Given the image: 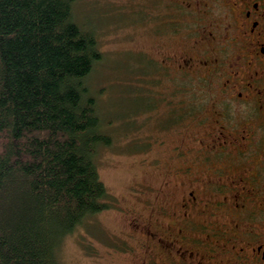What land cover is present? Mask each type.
I'll list each match as a JSON object with an SVG mask.
<instances>
[{"label":"flooded vegetation","instance_id":"obj_1","mask_svg":"<svg viewBox=\"0 0 264 264\" xmlns=\"http://www.w3.org/2000/svg\"><path fill=\"white\" fill-rule=\"evenodd\" d=\"M148 1L156 47L132 51L130 72L161 95L135 101L182 141L117 249L135 264H264V0ZM186 78L212 95L188 96Z\"/></svg>","mask_w":264,"mask_h":264},{"label":"trees","instance_id":"obj_2","mask_svg":"<svg viewBox=\"0 0 264 264\" xmlns=\"http://www.w3.org/2000/svg\"><path fill=\"white\" fill-rule=\"evenodd\" d=\"M74 2L0 0V264H59L66 236L115 208L86 84L103 52Z\"/></svg>","mask_w":264,"mask_h":264},{"label":"rangeland","instance_id":"obj_3","mask_svg":"<svg viewBox=\"0 0 264 264\" xmlns=\"http://www.w3.org/2000/svg\"><path fill=\"white\" fill-rule=\"evenodd\" d=\"M146 1L143 5L140 0H75L72 7L73 19L83 30L95 34L103 52L86 84L96 98L101 129L112 140L110 145L99 148L95 162L101 181L114 197L115 208L90 217L66 236L57 250L59 264H135L129 252L121 253L116 246L118 239L128 237L126 210L134 208L142 214L140 204L145 194L141 189L161 185L169 179L167 169L179 164L172 158V149L180 145L182 138L159 133L162 123L150 116L152 109L140 111L137 105L142 100L156 101V95L161 93L146 89L147 79L139 74L135 80L130 72L132 51L156 47L151 31L140 25L149 18ZM135 6L137 14L133 13ZM134 23L138 25L129 27ZM185 81L191 94L188 96L212 95L202 80ZM139 98L142 100L136 102Z\"/></svg>","mask_w":264,"mask_h":264}]
</instances>
